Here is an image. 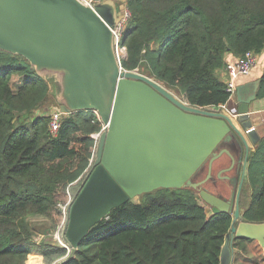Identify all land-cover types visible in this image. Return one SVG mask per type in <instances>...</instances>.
I'll list each match as a JSON object with an SVG mask.
<instances>
[{"label":"trees","instance_id":"trees-1","mask_svg":"<svg viewBox=\"0 0 264 264\" xmlns=\"http://www.w3.org/2000/svg\"><path fill=\"white\" fill-rule=\"evenodd\" d=\"M126 7L121 67L148 72L190 106L225 105L229 94L217 72L226 57L264 50V0H127ZM51 84L23 57L0 51V264H54L69 254L34 243L31 219L61 226V206L93 168L101 122L90 111L63 114L51 135L43 111L49 101L58 108ZM256 95L264 99V70ZM244 190L252 195L246 203L242 193V220L264 223V138L248 157ZM138 198L92 227L64 264H219L230 213L208 215L192 188ZM232 251L233 264H264L256 240L234 238Z\"/></svg>","mask_w":264,"mask_h":264},{"label":"water","instance_id":"water-1","mask_svg":"<svg viewBox=\"0 0 264 264\" xmlns=\"http://www.w3.org/2000/svg\"><path fill=\"white\" fill-rule=\"evenodd\" d=\"M116 14L110 1L89 7L80 0H0V51L23 57L39 76L57 80L62 114L94 112L105 127L95 145L93 168L65 212L60 238L69 254L54 264L72 258L110 211L159 188L197 189L212 214H231L232 204L201 189L222 154L213 151L230 134L246 152L248 139L258 142L249 116L255 92L239 98L232 116L190 106L158 80L124 70L114 51ZM209 157L207 176L192 183L191 176ZM240 191L219 264H233L234 238L264 246V223L242 220Z\"/></svg>","mask_w":264,"mask_h":264},{"label":"crops","instance_id":"crops-1","mask_svg":"<svg viewBox=\"0 0 264 264\" xmlns=\"http://www.w3.org/2000/svg\"><path fill=\"white\" fill-rule=\"evenodd\" d=\"M116 9H117V7H116ZM118 16H119V11L117 10L116 19H118ZM237 59L238 58H236L232 55H229L228 57H226L225 64L230 63V62H234ZM224 67L222 69H220L217 72V74H218L220 80L225 83L228 78H227V74L224 71ZM263 70H264V50L260 54H257L256 65L248 76H241V77L235 78V80H234L235 96L233 97V99L228 100V102L223 107L216 108L217 112H219V113L224 112L225 113V112H227L226 109H237L239 104H240V102H239L240 97H241V99L250 97V95H252L254 92L256 95L259 79L263 73ZM42 78L47 79V80H52L53 83L58 86V91H59V89H60L59 84L53 76L47 75V76H44ZM238 92H240L239 95H238ZM249 116H250L251 121L253 122L252 127L255 129V132L257 133V137H258V142L256 144H254L250 139H248V143L250 146L248 150L250 151V153H249V156H250L252 151L255 150L259 141L264 138V99H259V98H257V95H256L255 99H253V101H251V103L249 104ZM238 127H239V125H238ZM231 136H232V139L234 141L233 145H232L233 148L231 150L233 151V153L236 156V153H240L239 151H242L243 149L246 150V149L242 145L238 144V139L235 135H231ZM227 163H229V161L224 160L223 156L220 159H218L217 161H215L213 163L212 169H211L214 176L219 170L225 168ZM247 167H248V164H247ZM247 167L245 168V175H244L243 182H244V180L246 181V178H247ZM227 177L228 178L233 177L234 179H237L238 184L239 183L242 184V178L243 177L241 174L237 175L235 169L230 174H228ZM223 184H224V186H221V187L224 188L225 183H223ZM232 186H234V185H232ZM217 187H220V186L214 185V184L207 185V188H209L210 190H214ZM223 194L225 196H227L226 191H224ZM245 194H246V197H244V201L246 203H248L249 198L252 195V191L248 190L247 192H245ZM240 213L242 214V212H240Z\"/></svg>","mask_w":264,"mask_h":264},{"label":"built area","instance_id":"built-area-1","mask_svg":"<svg viewBox=\"0 0 264 264\" xmlns=\"http://www.w3.org/2000/svg\"><path fill=\"white\" fill-rule=\"evenodd\" d=\"M80 1L89 7H93V5L99 3L101 0H80ZM129 17H130V13L126 9L124 11L123 15L120 16V18L118 17V19L115 23V27L112 30L114 51H115V55H116V58H117L119 65H121V60H123L126 57V50H125V47H123L121 45V38L123 36V32H124V29H125V26L127 24ZM256 61H257V54H255L251 51H248L242 57L238 58L236 61L225 64L224 71L227 74V78H228L227 81L225 82V86H226V91L229 94V100L233 99V97L235 96V85H234L235 78L241 77V76H248L251 73V71L253 70V68L255 67ZM223 106H221V107H223ZM226 110L232 116H236V114H237L235 109H226ZM62 115L63 114L60 112L59 108L53 109L50 113V116H49L50 119H49L48 127H49L50 134L53 136H56L57 132L59 131ZM99 121H100V119H99ZM104 128L105 127L101 123L100 132L93 135V138L96 142H97L99 135L104 130ZM69 195H70V193H69ZM71 199H72V197L70 195L68 203L70 202ZM68 203L65 206H61V209H62L65 217H66L65 212H66ZM64 223H65V219H64L63 223L61 224V226L57 229L56 236H57V240L59 241L60 245L63 248L67 249L68 253H69V248L67 247V245H65L62 242V240L60 238L62 227H63ZM42 239H43L42 236L41 237L34 236L33 242L36 244H39Z\"/></svg>","mask_w":264,"mask_h":264},{"label":"flooded vegetation","instance_id":"flooded-vegetation-1","mask_svg":"<svg viewBox=\"0 0 264 264\" xmlns=\"http://www.w3.org/2000/svg\"><path fill=\"white\" fill-rule=\"evenodd\" d=\"M229 138H230L229 141L221 142L213 151L214 154H216V155L222 153L220 158L223 156L224 160L229 161V163L226 164L225 168L219 170L215 174V176L211 171L210 178L208 179L207 182H205L201 186V189L207 191L208 193H210L213 196L221 199L222 201H225L227 203L232 204V206H233V210L231 212V215H232V213L234 211V207H235L238 188L241 187V191L238 194L239 209H240V200H241L242 193L246 192L244 190L245 180L243 182V179H244L243 169H244V167L245 168L247 167L248 156H249L250 151L248 150V152H246V150L243 149L242 151H239L240 153H236V156H235V154L231 150L233 148L232 145L234 142L231 134L229 135ZM209 161H210V157L202 165V167L200 168V171H198L197 173H195L194 175L191 176L190 180L192 183L201 182L202 180L205 179V177L207 176V173H208ZM245 162H246V164L244 166ZM234 169L236 170L237 175H239V174L242 175V177H243L242 178V184H240V183L238 184L237 179H234L233 177H230V178L227 177V175L230 174ZM223 183H225L224 188L221 187V186H224ZM210 184L219 185L220 187H217L214 190H210L209 188H207V185H210ZM232 185H234V186H232ZM194 190L198 194V190L197 189H194ZM224 191L227 192V196H225L223 194Z\"/></svg>","mask_w":264,"mask_h":264},{"label":"rangeland","instance_id":"rangeland-1","mask_svg":"<svg viewBox=\"0 0 264 264\" xmlns=\"http://www.w3.org/2000/svg\"><path fill=\"white\" fill-rule=\"evenodd\" d=\"M102 1H110V2L114 3L115 5H117L116 7H117V10L119 11V16H118L119 18H120V16L123 15L124 11L127 9V7H126L127 0H101L100 2H102ZM138 73H140V74H142V75H144L146 77H150V78L154 79L156 82H158L151 74H149L146 71H144V72L143 71H139ZM57 92H58L57 85L56 84H54V85L51 84L50 85V93H51V95H54V97H55ZM173 94L177 98L182 100L180 92L173 91ZM50 103L51 102L49 101V103L46 104L44 109H43V111L46 114H50L53 109L57 108V106H53V107H51L52 109L51 108L49 109L48 105ZM94 160H95V152H94ZM94 160H93V162H94ZM132 201L133 202H138L139 198L136 197ZM202 202L203 201L200 199L199 203L204 206L207 214L210 215V213H211L210 207L207 204H205L204 202L203 203ZM240 212H242V208H240ZM31 222H32V224L34 226V229H33L34 232H35L34 236H36V237L43 236L44 237L39 244L43 243V244H47V245H51V246L62 247L60 245L59 241L57 240V236H56V231L57 230H54L53 228H51L50 223L47 220H45L44 218H41V217H35V218L31 219Z\"/></svg>","mask_w":264,"mask_h":264}]
</instances>
